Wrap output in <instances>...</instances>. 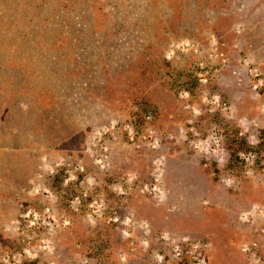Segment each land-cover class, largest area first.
Masks as SVG:
<instances>
[{"label": "rangeland", "instance_id": "374dc122", "mask_svg": "<svg viewBox=\"0 0 264 264\" xmlns=\"http://www.w3.org/2000/svg\"><path fill=\"white\" fill-rule=\"evenodd\" d=\"M0 264H264V0H0Z\"/></svg>", "mask_w": 264, "mask_h": 264}]
</instances>
